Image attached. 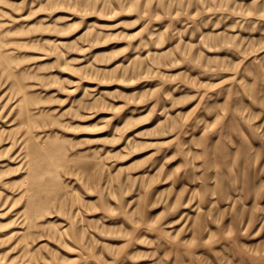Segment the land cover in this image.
I'll list each match as a JSON object with an SVG mask.
<instances>
[{
	"label": "rangeland",
	"instance_id": "374dc122",
	"mask_svg": "<svg viewBox=\"0 0 264 264\" xmlns=\"http://www.w3.org/2000/svg\"><path fill=\"white\" fill-rule=\"evenodd\" d=\"M0 264H264V0H0Z\"/></svg>",
	"mask_w": 264,
	"mask_h": 264
}]
</instances>
